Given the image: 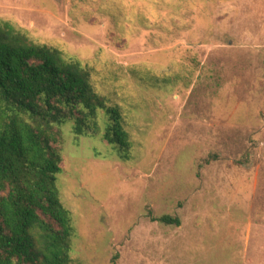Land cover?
Here are the masks:
<instances>
[{
    "label": "rangeland",
    "instance_id": "rangeland-1",
    "mask_svg": "<svg viewBox=\"0 0 264 264\" xmlns=\"http://www.w3.org/2000/svg\"><path fill=\"white\" fill-rule=\"evenodd\" d=\"M89 71L131 150L63 128L81 264H264V0H0ZM163 216L180 226L162 224Z\"/></svg>",
    "mask_w": 264,
    "mask_h": 264
},
{
    "label": "trees",
    "instance_id": "trees-1",
    "mask_svg": "<svg viewBox=\"0 0 264 264\" xmlns=\"http://www.w3.org/2000/svg\"><path fill=\"white\" fill-rule=\"evenodd\" d=\"M129 152L119 108L96 93L89 71L58 49L31 43L0 21V264H81L72 258L75 227L58 186L63 128ZM162 224L180 226L163 216Z\"/></svg>",
    "mask_w": 264,
    "mask_h": 264
}]
</instances>
